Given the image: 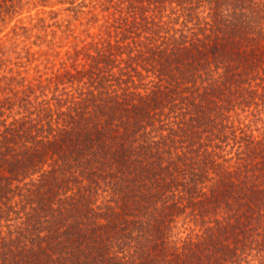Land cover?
I'll use <instances>...</instances> for the list:
<instances>
[{"label":"trees","instance_id":"obj_1","mask_svg":"<svg viewBox=\"0 0 264 264\" xmlns=\"http://www.w3.org/2000/svg\"><path fill=\"white\" fill-rule=\"evenodd\" d=\"M57 2L0 38V264H264V0Z\"/></svg>","mask_w":264,"mask_h":264},{"label":"rangeland","instance_id":"obj_2","mask_svg":"<svg viewBox=\"0 0 264 264\" xmlns=\"http://www.w3.org/2000/svg\"><path fill=\"white\" fill-rule=\"evenodd\" d=\"M15 2H18L17 13H15L11 21L8 22L7 20L5 24L0 23V38L2 39L12 36L11 29L15 24L20 25L23 23L29 25L40 16L48 19L51 10L57 13L56 19L62 24L61 30L65 28V24L68 21L71 22V27L75 28L76 32L82 29L80 23L83 20H73L71 13L63 9L66 5L58 3L57 0H15Z\"/></svg>","mask_w":264,"mask_h":264}]
</instances>
